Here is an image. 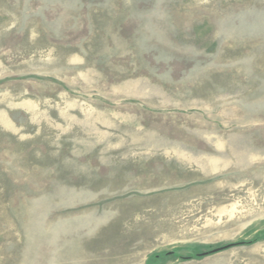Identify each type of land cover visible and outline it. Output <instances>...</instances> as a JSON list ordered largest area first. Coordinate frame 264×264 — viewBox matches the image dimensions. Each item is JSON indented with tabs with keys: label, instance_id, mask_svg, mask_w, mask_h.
<instances>
[{
	"label": "rangeland",
	"instance_id": "1",
	"mask_svg": "<svg viewBox=\"0 0 264 264\" xmlns=\"http://www.w3.org/2000/svg\"><path fill=\"white\" fill-rule=\"evenodd\" d=\"M149 261L264 264V0H0V264Z\"/></svg>",
	"mask_w": 264,
	"mask_h": 264
},
{
	"label": "trees",
	"instance_id": "2",
	"mask_svg": "<svg viewBox=\"0 0 264 264\" xmlns=\"http://www.w3.org/2000/svg\"><path fill=\"white\" fill-rule=\"evenodd\" d=\"M257 240H258L257 238H254L251 241H239V242L231 243L229 245L222 246V247H219V248H215V249L209 250V251L204 252V253H195L192 256H187L186 259H191L193 257L201 258V257L207 256V255H210V254H214L216 252H219L221 250H224V249L232 247V246L242 245V244H250V243L256 242ZM155 258H159V257L157 255H153L152 256V260H154ZM150 262L151 261H149V264H150Z\"/></svg>",
	"mask_w": 264,
	"mask_h": 264
}]
</instances>
